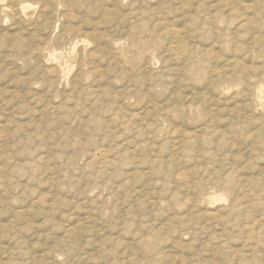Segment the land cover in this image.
I'll return each mask as SVG.
<instances>
[{
	"label": "rangeland",
	"instance_id": "1",
	"mask_svg": "<svg viewBox=\"0 0 264 264\" xmlns=\"http://www.w3.org/2000/svg\"><path fill=\"white\" fill-rule=\"evenodd\" d=\"M44 1L0 0V264H264V0Z\"/></svg>",
	"mask_w": 264,
	"mask_h": 264
},
{
	"label": "bare ground",
	"instance_id": "2",
	"mask_svg": "<svg viewBox=\"0 0 264 264\" xmlns=\"http://www.w3.org/2000/svg\"><path fill=\"white\" fill-rule=\"evenodd\" d=\"M42 1H44V0H42ZM45 1H47V0H45ZM45 1H44V2H45ZM50 1L52 2V0H50ZM50 1H49V2H50ZM57 1H58V0H57ZM59 1L61 2V0H59ZM1 2H2V1H1ZM4 2H5V1H4ZM38 2H40V4H41V1H38ZM46 3H47V5H48V2H45V4H46ZM63 3H65V0H64V2H63V0H62V4H63ZM1 4H3V2H2ZM26 4H27V3H26ZM58 4H60V3H58ZM62 4H61V5H62ZM18 5H19V4H18ZM42 5H44V3H43ZM47 5H44V6L48 7ZM51 5H52V4H51ZM1 7H2V6H1ZM1 7H0V8H1ZM52 7H53V6H52ZM2 8H3V7H2ZM5 8H6V7H5ZM9 8H10V7H9ZM18 8H19V7H18ZM49 8H50V6H49ZM49 8H48V9H49ZM7 9H8V8H7ZM14 9H15V8H14ZM21 9L24 10V7L21 8ZM40 9H41V7H40ZM46 9H47V8H46ZM50 9H51V8H50ZM1 10H3V9H1ZM17 10H19V9H17ZM42 10H43V8L40 10V12H42ZM44 11H45V10H44ZM17 12H19V11H16V13H17ZM21 12H22V11H21ZM24 12H26V11H24ZM24 12H22V13H24ZM48 12H49V11H48ZM42 13H43V12H42ZM42 13H41V14H42ZM46 13H47V11H46ZM46 13H45V15H46ZM17 14H18V13H17ZM49 14H50V13H49ZM0 15H2V14H0ZM12 15H13V14H12ZM23 15H25V14H23ZM42 15H44V13H43ZM13 16H14V15H13ZM18 16H19V15H18ZM20 16H21V14H20ZM43 17H44V16H43ZM43 17H42V19H43ZM45 17H46V16H45ZM20 18L22 19L23 17H20ZM39 19H40V18H39ZM45 19H46V18H45ZM45 19H44V20H45ZM46 20H47V19H46ZM46 20H45V21H46ZM45 21H44V22H45ZM0 22H1V21H0ZM42 22H43V21H42ZM46 22H47V21H46ZM46 22H45V23H46ZM38 25H39V24H38ZM17 34H18V33H17ZM61 36H62V35H61ZM61 36H60V37H61ZM114 42H115V41H114ZM65 45H66V44H65ZM47 47H48V46H47ZM35 49H36V48H35ZM114 49H115V48H114ZM126 49H127V48H126ZM32 51H34V49H32ZM143 51H144V50H143ZM30 52H31V49H30ZM37 52H38V51H37ZM39 52H40V51H39ZM87 52H88V51H87ZM137 52H138V50H137ZM34 53H36V52H34ZM34 53H33V55H34ZM118 54H119V53H118ZM89 55H91V54H89ZM42 56H43V55H42ZM79 60H80V59H79ZM81 60H82V59H81ZM76 62H77V61H76ZM82 62H83V61H82ZM141 62H142V61H141ZM118 63H119V62H118ZM123 63H124V62H123ZM52 66H54V65H52ZM52 66H51V67H52ZM91 66H92V65H91ZM94 66H95V65H94ZM99 66H100V65H99ZM143 66H144V65H143ZM54 68H55V67H54ZM56 68H57V67H56ZM52 69H53V68H52ZM52 69H51V71H53ZM58 69H59V68H58ZM100 69H101V68H100ZM54 70H56V69H54ZM51 71H50V72H51ZM56 71H57V70H56ZM56 71H55L54 74H57ZM82 71H83V70H82ZM47 72H48V71H47ZM57 72H58V71H57ZM48 73H49V72H48ZM81 73H82V72H81ZM94 74H95V73H94ZM84 75H85V74H84ZM81 76H82V75H81ZM53 78H54V77H53ZM81 80H82V79H81ZM91 81H92V80H91ZM53 82H54V81H53ZM76 83H77V82H76ZM73 86H74V85H73ZM257 86H258V85H257ZM259 86H260V85H259ZM259 86H258V87H259ZM262 86H263V85H262ZM262 86H260V88H259L260 90H259V91H263V90H264V88H263V90H261ZM53 88H54V87H53ZM74 89H75V88H74ZM90 89H91V88H90ZM257 89H258V88L256 87V90H255V91H258ZM252 90H253V89H252ZM57 91H58V90H57ZM62 91H63V90H62ZM253 91H254V90H253ZM81 92H82V91H81ZM83 92H84V91H83ZM251 92H252V91H251ZM260 93H261V92H260ZM250 94H251V93H250ZM253 94H254V93H253ZM251 95H252V94H251ZM255 95H256V94H255ZM263 95H264V94H263ZM63 96H64V95H63ZM59 97H60V96H59ZM68 98H69V97H68ZM252 98H253V97H252ZM254 98H255V96H254ZM67 100H68V99H67ZM69 100H70V99H69ZM252 100H253V99H252ZM252 100H250V101L252 102ZM259 100H260V98H259ZM257 101H258V100H257ZM262 101H263V100H262ZM63 102H64V101H63ZM259 102H260V101H259ZM252 103H253V102H252ZM57 105H58V104H57ZM58 106H59V105H58ZM58 106H57V107H58ZM255 106H258V105H255ZM68 107H69V106H68ZM256 108H257V107H256ZM256 108H255V109H256ZM258 108H259V107H258ZM259 109H260V108H259ZM254 111H255V110H254ZM244 112H246V111H244ZM93 118H94V117H93ZM94 119H95V118H94ZM252 122H253V121H252ZM161 132H162V131H161ZM220 196H221V195H220Z\"/></svg>",
	"mask_w": 264,
	"mask_h": 264
}]
</instances>
